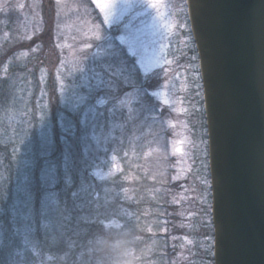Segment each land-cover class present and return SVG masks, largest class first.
<instances>
[{
	"label": "rangeland",
	"instance_id": "obj_1",
	"mask_svg": "<svg viewBox=\"0 0 264 264\" xmlns=\"http://www.w3.org/2000/svg\"><path fill=\"white\" fill-rule=\"evenodd\" d=\"M90 1L159 107L149 114L135 89L115 95L120 67L87 68L112 48L95 44L102 25L82 0H0L30 45L13 53L17 67L0 52V250L38 253L54 214L72 236L57 256L63 264H213L202 91L184 0H108L107 21ZM7 22L0 46L13 42ZM105 107L107 126L96 131ZM60 234L54 225L50 235Z\"/></svg>",
	"mask_w": 264,
	"mask_h": 264
},
{
	"label": "water",
	"instance_id": "obj_2",
	"mask_svg": "<svg viewBox=\"0 0 264 264\" xmlns=\"http://www.w3.org/2000/svg\"><path fill=\"white\" fill-rule=\"evenodd\" d=\"M198 59L213 264H264V0H184Z\"/></svg>",
	"mask_w": 264,
	"mask_h": 264
},
{
	"label": "trees",
	"instance_id": "obj_3",
	"mask_svg": "<svg viewBox=\"0 0 264 264\" xmlns=\"http://www.w3.org/2000/svg\"><path fill=\"white\" fill-rule=\"evenodd\" d=\"M82 4L85 5L86 14L89 16H92L93 21L99 22V24L102 25L101 26V28H102L101 34L103 36V39L101 41H99V43L95 42V44H98L99 50L105 51V50H110V48H112L111 51H109L107 53L106 52L103 53V55L99 59L92 61L89 58H87L88 62H86L85 65L87 66V68L91 67L92 65L93 66L98 65L99 67H103L105 65H108L109 67L110 66L120 67L121 70H123L122 72L124 73V74L122 73L123 75L121 78L116 77V78H114V81H112L113 76H110L109 72L107 73V75L111 78L110 83L112 81L115 85V89H116L115 95H118L119 92H121L122 90L135 89L136 92L146 102L148 113L153 115L154 113L157 112L156 110L158 109L159 105L156 101L153 100V98L145 90V87L147 86V81L145 80V78L142 77V75L139 72L133 58L127 54V52L122 48L121 45H119V43L117 42V40L114 37V34L111 33V30L109 31L108 29H106L103 26L102 22L100 21L101 20L100 16H99L97 10L94 8L92 2L90 0H82ZM40 5H41V9H43L44 4L40 3ZM0 20H6V22L8 21L7 24H9V25L8 26L5 25V27L10 28L11 33L13 34L12 45L10 46L8 42L1 43L0 52L1 51L2 52H9V54L10 53L13 54V53H17L19 51L17 49H24V51H27V49H29L30 45L27 47V43H25V41H23L22 39L19 40V35L16 33V28H17L16 22L18 21L17 13L10 10L4 16L2 14H0ZM44 31L46 34L42 33L41 39H45L46 37H49V35H50L49 30H44ZM37 41H38V39L37 40L32 39L30 44L34 45L35 43H37ZM15 55L13 54L12 63L15 65V67H17L18 63L16 61ZM12 70H14V68H12ZM105 91L110 94L112 90L110 91V87H107L105 89ZM106 107L104 108L103 112L100 113L96 118L95 125H94L96 131L97 130L103 131V129H105V127L107 126L108 117H107V108ZM114 114L115 113L112 114V118L115 119L116 116ZM118 116L117 117L119 119H122L125 122V116H123V115H122V117L120 115H118ZM126 129H127V126H123V130L125 131ZM111 145L112 144L110 143L109 147H111ZM101 152L102 151H99L98 155ZM92 155H93V153H92ZM52 215H53V217H51V219L48 220L50 222V224L48 226V231H50V233L49 232H43V234H41V236L39 237V238H41L40 239L41 248H40L38 253H32L28 250H25V251L23 250L19 254H14L13 251L11 250L10 253H8V255H6L5 251L7 248H3L0 250V264H35L38 260H43L44 255L53 256L54 259L47 262L49 264H63L60 262V259L57 256H59V255H61L67 251V247H69V243L72 240V236H71V234H69V232H63V228L61 226V218L59 216L54 215V214H52ZM54 225H59V227L61 229V234L58 235L57 237H52L50 235L52 227ZM164 225L169 226L170 224L166 222ZM155 227L157 228V226H155ZM144 233L146 234V232H144ZM143 236L147 237L145 235H143ZM153 238L154 239L160 238V241L163 242L164 239L166 240V239L171 238V234L170 235L169 234H161L159 232H156ZM23 255H25V257H23ZM169 261L170 260H168V259H164L162 264H169ZM177 264H179V263H177Z\"/></svg>",
	"mask_w": 264,
	"mask_h": 264
},
{
	"label": "snow or ice",
	"instance_id": "obj_4",
	"mask_svg": "<svg viewBox=\"0 0 264 264\" xmlns=\"http://www.w3.org/2000/svg\"><path fill=\"white\" fill-rule=\"evenodd\" d=\"M94 3L96 4V7L99 8L100 12L104 14V20L107 21L109 19L108 14L113 9L114 4L108 2V0H94ZM17 6L21 9L25 7L24 4H19Z\"/></svg>",
	"mask_w": 264,
	"mask_h": 264
}]
</instances>
